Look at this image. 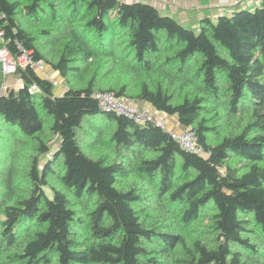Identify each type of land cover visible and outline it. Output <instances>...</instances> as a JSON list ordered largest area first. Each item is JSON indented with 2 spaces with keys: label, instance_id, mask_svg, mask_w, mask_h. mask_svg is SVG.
I'll return each instance as SVG.
<instances>
[{
  "label": "trees",
  "instance_id": "obj_1",
  "mask_svg": "<svg viewBox=\"0 0 264 264\" xmlns=\"http://www.w3.org/2000/svg\"><path fill=\"white\" fill-rule=\"evenodd\" d=\"M0 30L78 83L18 66L0 94V264H264V0L197 29L145 2L0 0ZM98 91L175 115L203 153Z\"/></svg>",
  "mask_w": 264,
  "mask_h": 264
},
{
  "label": "built area",
  "instance_id": "obj_2",
  "mask_svg": "<svg viewBox=\"0 0 264 264\" xmlns=\"http://www.w3.org/2000/svg\"><path fill=\"white\" fill-rule=\"evenodd\" d=\"M234 5L240 4V0H234ZM2 30H0V41L2 39ZM20 48L17 55L11 53L8 47L0 46V70L3 74L14 73L18 66H29L37 72H43L45 62L42 59H34L31 53ZM46 77V75L44 74ZM54 84V83H53ZM94 97L97 99L100 108L104 111H114L117 114H122L139 123L150 122L166 128L162 119L156 117L155 110L137 105L123 97L116 96L112 92L98 91L95 92ZM172 137L175 138L179 145L194 153L202 154L203 148L197 144L194 130L185 128L180 132H172Z\"/></svg>",
  "mask_w": 264,
  "mask_h": 264
},
{
  "label": "crops",
  "instance_id": "obj_3",
  "mask_svg": "<svg viewBox=\"0 0 264 264\" xmlns=\"http://www.w3.org/2000/svg\"><path fill=\"white\" fill-rule=\"evenodd\" d=\"M124 2H145L155 6L161 13L169 15L175 18L183 25L197 29L199 21L202 18L208 17L211 20H216L218 16L222 14H228L236 8L247 7L254 8L261 0H240V4L234 5V0H121ZM50 73L51 67L47 65ZM55 71V70H54ZM51 72L52 75L54 72ZM44 75L43 72L40 73ZM59 74V73H58ZM51 76V75H50ZM60 76V75H59ZM22 84L20 77L14 73L3 74L0 70V94H4L9 90L17 89ZM55 88H59L57 85ZM65 87H62L60 94ZM146 108H150V105L145 104ZM177 119L171 118L169 115H165V121L167 122L166 128L170 131H177L179 127L174 121ZM180 126V125H179ZM182 127V126H180Z\"/></svg>",
  "mask_w": 264,
  "mask_h": 264
},
{
  "label": "rangeland",
  "instance_id": "obj_4",
  "mask_svg": "<svg viewBox=\"0 0 264 264\" xmlns=\"http://www.w3.org/2000/svg\"><path fill=\"white\" fill-rule=\"evenodd\" d=\"M82 66H83V64H82ZM47 67H48L47 64H45V65H44V69H43V73L46 75V77H47L49 80L52 81V83H54V84H53L54 87H56L57 85H59V88L61 89L62 87H65L67 84H78L77 82H75L73 76L68 77V81H67V79H64V78L60 77L57 71L55 72V71L53 70L55 73L52 75V73H53V72H51V71H52V68H50L51 71H50V73H49V71H48L49 68H47ZM50 75H51V76H50ZM59 88H55V89H54V93H55L56 95H59V94H60V90H59ZM137 105H140V106L146 107V106H144V104H137ZM149 109H150V108H149ZM152 110H153V109H152ZM165 115H166V114H164V113L156 112V117H157L158 119H162L163 122H164V125H165V127H166L167 122L165 121ZM169 116H170L171 118H173V119H177L175 115H169ZM174 123H176V124L178 125L179 130H177V131H172V132H180V131L183 129V127H180L181 125L179 126V123L177 122V120L174 121ZM87 129H88V127H87ZM166 129H167V128H166ZM78 138H79V142H80L81 146L83 147V149H84L86 152L90 153V154H93V153H94V149H95L96 147H98V148L100 147L99 144H96L97 146L92 147L91 144H94V142H96V140H94V138L89 137V135H88L87 133H85L84 131L79 132V134H78ZM3 157H4V156H3ZM3 161H5V163H1V164H0V170H1V171H2L3 168L6 166L7 159L4 158ZM55 169L57 170V168H54V170H55ZM53 177H54V176L50 177V179L52 180ZM45 191L48 193V195H51L49 189H45Z\"/></svg>",
  "mask_w": 264,
  "mask_h": 264
}]
</instances>
